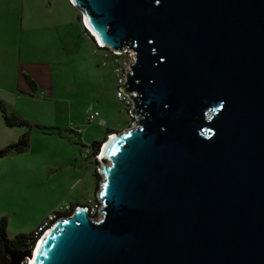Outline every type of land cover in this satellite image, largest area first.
I'll list each match as a JSON object with an SVG mask.
<instances>
[{
	"label": "water",
	"instance_id": "95a60500",
	"mask_svg": "<svg viewBox=\"0 0 264 264\" xmlns=\"http://www.w3.org/2000/svg\"><path fill=\"white\" fill-rule=\"evenodd\" d=\"M70 1L134 52V123L104 148L100 218L73 211L10 264H264V0Z\"/></svg>",
	"mask_w": 264,
	"mask_h": 264
},
{
	"label": "rangeland",
	"instance_id": "374dc122",
	"mask_svg": "<svg viewBox=\"0 0 264 264\" xmlns=\"http://www.w3.org/2000/svg\"><path fill=\"white\" fill-rule=\"evenodd\" d=\"M70 6L0 0V101L8 113L20 108L25 117L17 116L31 126H7L0 111V136L7 129L11 143L25 132L30 138L25 152L0 158V218L9 239L34 235L59 206L96 199L102 163L91 161L90 146L106 142L107 129L132 128L115 98V59L94 46ZM93 111L99 117L87 125Z\"/></svg>",
	"mask_w": 264,
	"mask_h": 264
},
{
	"label": "built area",
	"instance_id": "2783aa9c",
	"mask_svg": "<svg viewBox=\"0 0 264 264\" xmlns=\"http://www.w3.org/2000/svg\"><path fill=\"white\" fill-rule=\"evenodd\" d=\"M71 3V1L69 0ZM83 29L85 31V34L87 37L93 41L94 46L97 49L105 50L107 54H110L115 60H114V73H115V98L120 103L122 107V111L125 112V114L128 116L129 120H131L132 126L134 123V118L130 115L131 110L133 109V102L129 99L128 95L124 94L125 86L121 89L120 88L125 84L126 81V72L130 73L129 66L134 63V52L131 50H124L121 53L114 52L113 50L106 48L101 45L91 34V32L88 30V28L85 26V24L82 22ZM99 113L97 111H93L88 113L86 117V124L91 125L94 123V121L98 118ZM73 133L76 136H80L82 133L81 129H75L73 130ZM111 135H109L107 138L109 139ZM104 146V143L100 145L98 151L97 148L91 149V161L92 162H104L102 154V148ZM84 158L85 155L83 156ZM101 166V164H100ZM100 166L99 168H96V171L98 175L100 176ZM102 204L99 200H87L84 204L81 206L76 205H69L61 207L59 206L57 209H55L45 220V222L39 226L37 231L34 233V237L36 239L35 245L32 248L31 251H34L36 244L41 239V237L47 232V228H51L53 224L60 220V219H66L69 218L72 215V212L78 209H83L88 218L91 220H98L100 218L99 209H101ZM52 225V226H51ZM27 260V258L24 259V263Z\"/></svg>",
	"mask_w": 264,
	"mask_h": 264
},
{
	"label": "trees",
	"instance_id": "16d2710c",
	"mask_svg": "<svg viewBox=\"0 0 264 264\" xmlns=\"http://www.w3.org/2000/svg\"><path fill=\"white\" fill-rule=\"evenodd\" d=\"M27 81L31 84V81L29 79H27ZM0 111L4 123L7 126L26 125L29 128H31V126L27 122L19 118L16 114L8 113L1 101H0ZM110 132L111 130L105 131L107 136L110 135ZM107 136H104L102 140L104 139L106 140ZM29 142H30L29 133L25 132L21 134L16 142L11 143L0 149V158L10 154H19L25 152L28 149ZM99 145L101 144L93 143L90 147L91 149H95L98 148ZM6 227H7L6 219L0 218V264H10V257L6 253V250L15 251V252H24L34 247L36 242V239L33 234L30 235L19 234L15 236L13 239H9L6 234Z\"/></svg>",
	"mask_w": 264,
	"mask_h": 264
},
{
	"label": "crops",
	"instance_id": "0c3cea01",
	"mask_svg": "<svg viewBox=\"0 0 264 264\" xmlns=\"http://www.w3.org/2000/svg\"><path fill=\"white\" fill-rule=\"evenodd\" d=\"M69 0H67V4L68 6L71 8V4L68 2ZM70 4V5H69ZM99 51H102L100 49H98ZM19 98V97H17ZM15 112L17 113V115H19V117H25V114L20 111V108H15ZM99 117V116H98ZM24 119V118H23ZM37 124H45L46 122L44 121H39V120H35ZM110 130V129H107ZM4 133H2V135L0 136V149L7 146L9 143L13 142L12 138H10V135L8 136V134H14V133H10L7 131V129L5 131H3ZM18 135V134H17ZM21 135V134H20ZM19 135V136H20ZM18 136V137H19ZM18 139V138H17ZM40 226V225H39Z\"/></svg>",
	"mask_w": 264,
	"mask_h": 264
},
{
	"label": "bare ground",
	"instance_id": "6f19581e",
	"mask_svg": "<svg viewBox=\"0 0 264 264\" xmlns=\"http://www.w3.org/2000/svg\"><path fill=\"white\" fill-rule=\"evenodd\" d=\"M91 34H92L93 37H94V38L100 43L99 39H98L93 33H91ZM115 136H116L115 134H112L111 137H110L109 139H107L106 142H104L105 144H104V146H103V148H102V154H101V156H103V151H104L105 146H106V145H107L112 139H114ZM51 226H52V225H51ZM46 230H47V232H49V231L51 230V228L49 227V228H47ZM47 232H46V233H47ZM46 233H45V234H46ZM45 234H44V235H45ZM44 235H43V236H44ZM43 236L41 237V239L43 238ZM41 239L38 241V243L41 241ZM38 243H37V244H38ZM37 244H36V246H37ZM36 246H35V248H36ZM34 250H35V249H34ZM33 252H34V251H33ZM32 254H33V253H32ZM31 257H32V255L29 256V257H27V260L25 261L24 264H30Z\"/></svg>",
	"mask_w": 264,
	"mask_h": 264
},
{
	"label": "flooded vegetation",
	"instance_id": "af4514ba",
	"mask_svg": "<svg viewBox=\"0 0 264 264\" xmlns=\"http://www.w3.org/2000/svg\"><path fill=\"white\" fill-rule=\"evenodd\" d=\"M81 205H82V204H80V205H79V204H77L76 206H81Z\"/></svg>",
	"mask_w": 264,
	"mask_h": 264
}]
</instances>
